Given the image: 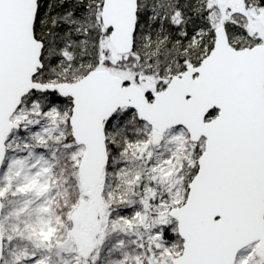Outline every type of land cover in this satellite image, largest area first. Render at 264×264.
<instances>
[{
  "label": "snow or ice",
  "instance_id": "1",
  "mask_svg": "<svg viewBox=\"0 0 264 264\" xmlns=\"http://www.w3.org/2000/svg\"><path fill=\"white\" fill-rule=\"evenodd\" d=\"M0 264H264V0H0Z\"/></svg>",
  "mask_w": 264,
  "mask_h": 264
}]
</instances>
